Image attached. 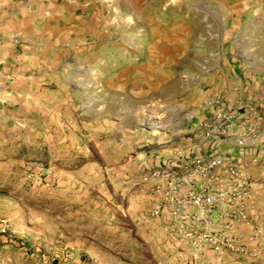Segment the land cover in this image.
Wrapping results in <instances>:
<instances>
[{
    "label": "rangeland",
    "instance_id": "obj_1",
    "mask_svg": "<svg viewBox=\"0 0 264 264\" xmlns=\"http://www.w3.org/2000/svg\"><path fill=\"white\" fill-rule=\"evenodd\" d=\"M97 1L94 42L0 58V264H264V106L238 115L221 83L224 53L264 57V10ZM203 155L227 163L208 217L234 244L220 251L194 246L205 221L170 214L205 186Z\"/></svg>",
    "mask_w": 264,
    "mask_h": 264
},
{
    "label": "crops",
    "instance_id": "obj_2",
    "mask_svg": "<svg viewBox=\"0 0 264 264\" xmlns=\"http://www.w3.org/2000/svg\"><path fill=\"white\" fill-rule=\"evenodd\" d=\"M233 1H235L232 2L233 8L239 9V0ZM97 2V0H0V58L21 65L20 59L33 60L58 56L64 51H77L83 42H94L93 34L87 36L81 34V25H86L88 22L86 15ZM242 5L248 9L264 10V0H247V3ZM223 59L221 83L224 84L225 90L232 93L239 91L238 99L231 100L237 114L257 115L258 112L253 107L264 106V92L260 99H253V95L255 91H264V57L255 54L243 56L233 50L224 53ZM25 64L24 61L23 65ZM244 91L249 93L246 94ZM243 108L245 111H242ZM262 113L264 116V110ZM203 151L206 154L209 149L205 148Z\"/></svg>",
    "mask_w": 264,
    "mask_h": 264
},
{
    "label": "built area",
    "instance_id": "obj_3",
    "mask_svg": "<svg viewBox=\"0 0 264 264\" xmlns=\"http://www.w3.org/2000/svg\"><path fill=\"white\" fill-rule=\"evenodd\" d=\"M227 163L221 156H199L195 157L192 163V172L200 176L204 180L205 186H202L198 191H192L185 195H180L173 199L171 216L175 219L186 220L193 218L197 221H205V223L190 229L189 234H193L194 246L202 244L212 246L216 251L222 250L226 246L234 247V244L225 241L223 237L217 235L208 224V217L212 215L221 193L215 183L221 182L219 177L213 178L218 173L219 169ZM232 174H236L235 169H231ZM213 181L214 184L211 183ZM162 211L161 206L154 209V214L159 215ZM197 228V229H196Z\"/></svg>",
    "mask_w": 264,
    "mask_h": 264
},
{
    "label": "water",
    "instance_id": "obj_4",
    "mask_svg": "<svg viewBox=\"0 0 264 264\" xmlns=\"http://www.w3.org/2000/svg\"><path fill=\"white\" fill-rule=\"evenodd\" d=\"M53 264H59V260L56 259V260L53 262Z\"/></svg>",
    "mask_w": 264,
    "mask_h": 264
}]
</instances>
